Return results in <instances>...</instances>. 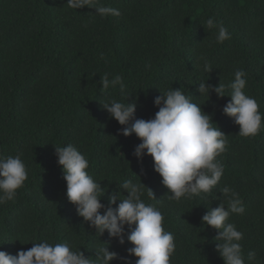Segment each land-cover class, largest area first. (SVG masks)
Here are the masks:
<instances>
[{
    "label": "trees",
    "instance_id": "16d2710c",
    "mask_svg": "<svg viewBox=\"0 0 264 264\" xmlns=\"http://www.w3.org/2000/svg\"><path fill=\"white\" fill-rule=\"evenodd\" d=\"M67 0H0V156L22 153L28 180L15 198L0 204V251L15 255L33 244L67 242L73 250L96 259L99 249L118 253L109 264H135L127 249L98 236L66 196V182L55 148L71 143L88 159L87 171L105 189L101 203L126 190V179L141 182L155 199H142L164 216L163 227L175 237L170 264H224L215 250L217 230L201 226L208 208L227 201L220 191L239 195L244 214L229 217L244 233L240 241L245 264H264V128L244 137L233 119L222 113L230 97L209 98L199 83L228 85L243 69L247 95L256 99L264 124V0H101L121 16L101 18L95 9H71ZM221 22L231 38L217 43ZM103 53V59L101 58ZM206 58L214 68L203 71ZM121 75L129 95L119 86L105 92L100 76ZM179 89L212 117L227 135V150L216 157L224 172L209 194L171 201V193L153 170L151 156L132 155L141 142L135 134H118L123 126L101 103L109 99L135 102L134 119H151L160 92ZM230 88L225 94H230ZM120 201L111 205L116 207ZM125 231H128L127 225ZM254 251L256 259L248 260Z\"/></svg>",
    "mask_w": 264,
    "mask_h": 264
},
{
    "label": "clouds",
    "instance_id": "9594fccd",
    "mask_svg": "<svg viewBox=\"0 0 264 264\" xmlns=\"http://www.w3.org/2000/svg\"><path fill=\"white\" fill-rule=\"evenodd\" d=\"M71 9H95L101 18L121 16V11L101 3V0H67ZM208 29L216 28L217 43L231 38V34L221 22L209 17L205 22ZM103 59V53L100 54ZM203 60V71L211 72L214 68L206 58ZM247 73L243 69L234 71V79L228 84L211 85L207 80L199 83L197 91L209 98L210 93L217 97H230L223 106L222 113L233 119L239 126V134L244 137L257 135L264 124L259 104L256 99L245 92ZM100 85L107 92L119 86L125 100L130 94L121 75L109 79V74L100 76ZM230 94L226 95V89ZM155 97L154 106L158 111L148 120L134 119L135 102H121L109 99L101 103L102 108L115 119L119 125L118 134L125 137L135 134L141 141L132 153L138 161L144 155L151 156L153 170L162 178L161 183L171 193L168 199L179 202L201 194H209L218 185L224 172V166L216 157L227 150V135L213 123L212 117L206 114L202 104L194 103L192 98L179 89L170 88ZM57 164L61 166L63 179L66 182V196L77 214L94 228L98 236L107 230L110 238L117 239L123 245L125 237L133 245L127 249L130 256L137 259L135 264H170V258L176 250L175 237L163 227L162 212L142 199L145 187L141 182L124 180L119 188L126 190L127 195L121 199L119 191L109 196L108 206L101 203L105 189L89 174L88 159L69 143L66 146L54 147ZM28 180L26 164L22 153L0 156V204L15 198L17 190ZM147 196L154 198L152 190L147 188ZM227 201L220 202L215 208H208L201 217V226H210L217 230L215 250L224 264H245L243 248L240 241L244 233L228 222L232 214H244L245 208L239 195L225 186L220 191ZM120 202L116 207L111 205ZM127 225L128 231H125ZM28 250H20L15 255L0 251V264H109L118 259V253L107 247L99 249L96 259L86 258L84 253L73 250L69 243L52 244L47 241L32 243ZM125 259L126 258H120ZM256 253L250 251L248 260L254 261Z\"/></svg>",
    "mask_w": 264,
    "mask_h": 264
}]
</instances>
